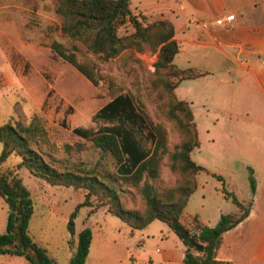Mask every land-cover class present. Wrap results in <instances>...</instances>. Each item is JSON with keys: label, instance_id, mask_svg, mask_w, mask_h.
Returning a JSON list of instances; mask_svg holds the SVG:
<instances>
[{"label": "rangeland", "instance_id": "1", "mask_svg": "<svg viewBox=\"0 0 264 264\" xmlns=\"http://www.w3.org/2000/svg\"><path fill=\"white\" fill-rule=\"evenodd\" d=\"M171 1L173 9L177 10L176 0H165L167 3ZM54 7L55 0H0V124L8 119L28 122L33 115L40 116L47 127L49 139L42 144V148L60 159L75 157V143L78 141L86 145L82 151L84 158L94 160L98 155L90 141L71 132L74 126L97 130L121 125L130 128L141 146L150 151L154 140L146 120L139 116L103 118L94 115L114 94L125 93L132 97L138 114L142 110L152 121L165 127L167 146L172 148L178 141L177 131L165 116L158 92L150 83L154 66L150 67L148 61L156 60V51L134 53L124 50L114 58L101 60L78 45L77 59L91 72L96 80L94 84L50 49L52 40H58L68 47L74 43L61 33ZM130 29L124 24L118 30L125 33ZM139 53L145 55L141 57ZM201 88L200 83L189 86L191 93L196 95L191 110L200 130L199 144L192 149L191 157L203 169L196 173L197 186L188 198L182 219L190 222L195 215L200 222L213 225L221 213L238 211L233 200L224 195L223 188L247 203L252 196L250 177L254 183L256 178L262 184L264 134L258 136L257 142H248L247 139L245 145L239 139L242 136L236 133L243 123L240 119H234L230 125V129L233 128L230 139L236 136L240 140L238 144L230 140L224 148L206 141L202 124L204 106L199 97ZM256 145H262V149L254 154L250 148H246ZM18 160V156L10 154L0 166L3 169L14 168ZM17 173L33 200L29 230L35 233L41 245L58 257L59 263L66 264L65 257L69 255L72 244L75 247L77 232L84 226H89L95 234L103 232L106 238L115 242L117 259L113 264H149V257H159L168 248L178 249V237L163 221L155 219L146 228L132 231L117 215L106 213L104 218L103 207L87 217L86 207L81 206L74 218L75 233L70 235L66 221L75 205L83 200L84 190L50 184L24 166L18 168ZM213 173L222 175V178H217ZM174 179L168 159L163 156L159 175L153 182L157 188H162L172 184ZM124 186L127 189L124 191L127 205H136L139 195L135 188L129 184ZM48 205L53 207V211ZM7 211V204L0 197V233L5 231ZM0 264L30 263L23 257L0 253Z\"/></svg>", "mask_w": 264, "mask_h": 264}, {"label": "trees", "instance_id": "2", "mask_svg": "<svg viewBox=\"0 0 264 264\" xmlns=\"http://www.w3.org/2000/svg\"><path fill=\"white\" fill-rule=\"evenodd\" d=\"M54 11L61 33L74 43L68 47L52 40L50 49L94 84L96 80L91 72L77 59L78 45L101 60L114 58L124 50L134 53L156 51L150 83L158 92L165 116L177 131L178 141L169 148L165 127L152 121L142 110L138 114L132 97L125 93L114 94L94 115L103 118L139 116L146 120L154 140L150 151L141 146L130 128L121 125L97 130L74 126L71 132L90 141L98 155L94 160L84 158L82 151L86 145L78 141L75 143V157L60 159L42 148L49 139L40 116L33 115L28 122L8 119L1 123L0 165L10 154L18 156L19 160L14 168L0 166V197L8 206L5 231L0 233V253L21 255L31 264H58L29 233L33 200L17 173V169L24 166L50 184L84 190L83 200L75 205L66 221L70 235L75 232L74 218L81 206L88 207L87 215L105 206L132 230L142 229L154 219L163 221L184 246L183 264H232L229 260L217 258L218 248L224 232L248 215L251 200L244 203L223 188L224 195L233 200L238 211L221 213L213 225L200 222L195 215L190 222L181 219L188 198L197 186L196 173L203 167L191 157L199 138L190 102L178 98L174 88L180 80L195 78L205 72L195 67L182 68L173 62L179 45L172 22L164 17L148 21L142 12L131 10L130 0H55ZM124 24L131 29L119 33V27ZM163 156L167 157L175 179L172 184L157 188L153 180L159 175ZM213 174L222 178L220 174ZM125 184L133 186L139 195L134 206L125 201ZM250 186L254 192L252 177ZM91 235L89 226L77 232L75 250L67 264H84ZM197 245L202 248L197 249Z\"/></svg>", "mask_w": 264, "mask_h": 264}, {"label": "crops", "instance_id": "3", "mask_svg": "<svg viewBox=\"0 0 264 264\" xmlns=\"http://www.w3.org/2000/svg\"><path fill=\"white\" fill-rule=\"evenodd\" d=\"M172 2L130 0V8L145 14L148 21L160 17L169 19L179 45L173 62L182 68L195 67L205 72L180 80L174 88L176 96L189 101L193 107L196 95L191 93L189 86L201 84L202 124L209 143L225 148L230 140L234 144L242 140L245 145L247 139L257 142L258 136L264 134V126H260L264 124V0H176L177 10L173 9ZM228 15L233 17L227 20ZM203 21L206 25H202ZM142 55L145 54L139 53ZM193 117L195 119L194 113ZM234 119H240L245 126L242 128L241 124L237 129L236 133L242 136L240 140L236 136L230 139L233 134L230 125ZM195 123L199 138V125ZM261 146L246 148L254 154L262 149ZM262 184L255 178L249 213L224 232L218 259L229 260L232 264H264V179ZM48 207L53 211V207ZM85 207L87 217L96 212L87 215L88 207ZM100 207L106 218V213L110 212L105 206ZM29 233L37 241L35 233L30 230ZM178 241V249L168 248L159 257H149V264H183L184 246L180 239ZM114 245L103 232H92L84 264H113L117 259ZM74 250L72 244L65 260L68 261ZM48 253L58 264H64L58 262L55 254Z\"/></svg>", "mask_w": 264, "mask_h": 264}, {"label": "built area", "instance_id": "4", "mask_svg": "<svg viewBox=\"0 0 264 264\" xmlns=\"http://www.w3.org/2000/svg\"><path fill=\"white\" fill-rule=\"evenodd\" d=\"M233 17V15H228L226 16V19L229 20ZM202 25H206V22H202ZM144 55H142L141 57H143ZM150 57V55H148ZM156 56V54H154V57ZM146 57V56H145ZM151 58V57H150ZM154 59H151L150 61H148V64L150 67H153L154 66ZM139 244H141V241L138 242Z\"/></svg>", "mask_w": 264, "mask_h": 264}, {"label": "water", "instance_id": "5", "mask_svg": "<svg viewBox=\"0 0 264 264\" xmlns=\"http://www.w3.org/2000/svg\"><path fill=\"white\" fill-rule=\"evenodd\" d=\"M196 247H197V249H201L202 245H197Z\"/></svg>", "mask_w": 264, "mask_h": 264}]
</instances>
